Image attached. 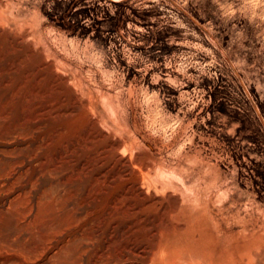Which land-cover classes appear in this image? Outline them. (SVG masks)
Segmentation results:
<instances>
[{
    "label": "rangeland",
    "instance_id": "1",
    "mask_svg": "<svg viewBox=\"0 0 264 264\" xmlns=\"http://www.w3.org/2000/svg\"><path fill=\"white\" fill-rule=\"evenodd\" d=\"M47 82L85 107L44 140L61 154L41 166L27 160L26 90ZM109 101L163 143L181 124L173 149L152 148L200 163L186 186L210 196V230L222 241L220 229L238 234L243 218L250 228L262 219L264 240V0H0V264H129L128 235L140 245L156 231L108 223L115 192L95 176L96 158L65 168L64 149L94 141L102 152L126 135ZM98 115L100 131L86 133Z\"/></svg>",
    "mask_w": 264,
    "mask_h": 264
},
{
    "label": "bare ground",
    "instance_id": "2",
    "mask_svg": "<svg viewBox=\"0 0 264 264\" xmlns=\"http://www.w3.org/2000/svg\"><path fill=\"white\" fill-rule=\"evenodd\" d=\"M52 88L53 84L47 82L43 87L26 90L27 112L33 115L26 126L32 142L27 146V160L38 158L41 166L44 154H61L60 148H53L44 140L48 136L59 135L63 123L81 119L84 114L82 108L85 107L83 101L76 107L69 106L75 98L70 87L55 96L51 95ZM96 106L91 105L92 108ZM106 106L113 112L111 120L114 126L126 135L104 145L102 152L98 151L94 141L91 144L94 149L76 152L72 148L64 149L72 154L65 168L78 170L96 158L91 164L95 176L102 178L109 187L108 192H115L107 209L108 223L124 221L127 230L142 223L154 227L156 231L140 245L134 242L132 234L128 235L123 255L129 264H264L262 219H259L257 227L250 228L243 218L238 234L220 229L222 241H219L205 217L210 196H204L203 185L186 186L190 177L200 172V163L196 166L185 163L183 149L175 155V160L153 150L152 146L156 145L159 149L163 146L173 149L183 126L180 124L170 141L163 143L150 136L140 123L121 121L112 101ZM102 119L105 120L102 115L94 118V128L88 126L86 133H93L95 129L100 131L98 124ZM46 128L51 132L45 137ZM104 136L109 139L111 133ZM35 138L37 142L33 143ZM57 165L53 169L61 170V164ZM179 218H183L182 222L178 221ZM223 218L221 216L220 220ZM211 219L216 227H221L214 215Z\"/></svg>",
    "mask_w": 264,
    "mask_h": 264
}]
</instances>
